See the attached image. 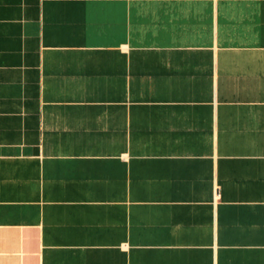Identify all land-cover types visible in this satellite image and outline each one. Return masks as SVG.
<instances>
[{
  "label": "crops",
  "instance_id": "0c3cea01",
  "mask_svg": "<svg viewBox=\"0 0 264 264\" xmlns=\"http://www.w3.org/2000/svg\"><path fill=\"white\" fill-rule=\"evenodd\" d=\"M0 264H264V0H0Z\"/></svg>",
  "mask_w": 264,
  "mask_h": 264
}]
</instances>
